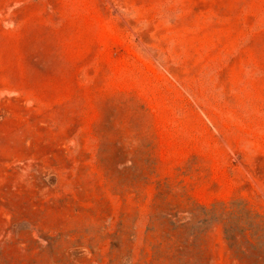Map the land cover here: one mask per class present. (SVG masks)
<instances>
[{
  "label": "rangeland",
  "instance_id": "rangeland-1",
  "mask_svg": "<svg viewBox=\"0 0 264 264\" xmlns=\"http://www.w3.org/2000/svg\"><path fill=\"white\" fill-rule=\"evenodd\" d=\"M0 264H264V0H0Z\"/></svg>",
  "mask_w": 264,
  "mask_h": 264
}]
</instances>
